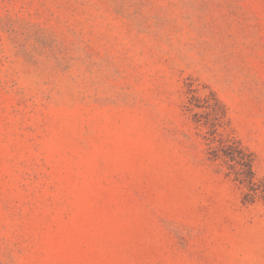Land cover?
<instances>
[{
	"label": "rangeland",
	"instance_id": "374dc122",
	"mask_svg": "<svg viewBox=\"0 0 264 264\" xmlns=\"http://www.w3.org/2000/svg\"><path fill=\"white\" fill-rule=\"evenodd\" d=\"M0 264H264V0H0Z\"/></svg>",
	"mask_w": 264,
	"mask_h": 264
},
{
	"label": "trees",
	"instance_id": "16d2710c",
	"mask_svg": "<svg viewBox=\"0 0 264 264\" xmlns=\"http://www.w3.org/2000/svg\"><path fill=\"white\" fill-rule=\"evenodd\" d=\"M241 159L243 160V163H244L245 167H247V169L250 170L251 169L250 161L248 159H245V158H242V157H241Z\"/></svg>",
	"mask_w": 264,
	"mask_h": 264
}]
</instances>
